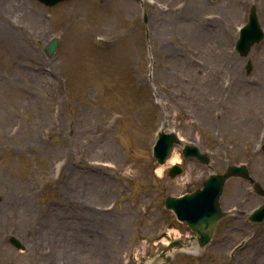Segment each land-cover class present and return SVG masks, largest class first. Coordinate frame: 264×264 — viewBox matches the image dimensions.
Returning <instances> with one entry per match:
<instances>
[{
  "label": "rangeland",
  "instance_id": "obj_1",
  "mask_svg": "<svg viewBox=\"0 0 264 264\" xmlns=\"http://www.w3.org/2000/svg\"><path fill=\"white\" fill-rule=\"evenodd\" d=\"M251 6L264 32V0H0L18 24L7 55L0 33V264H264V220H248L263 196L244 179L225 181L204 247L164 207L231 165L264 191V38L235 50ZM160 130L177 163L152 157Z\"/></svg>",
  "mask_w": 264,
  "mask_h": 264
},
{
  "label": "water",
  "instance_id": "obj_2",
  "mask_svg": "<svg viewBox=\"0 0 264 264\" xmlns=\"http://www.w3.org/2000/svg\"><path fill=\"white\" fill-rule=\"evenodd\" d=\"M38 1L46 6H51L64 0ZM143 20L145 21L146 18L144 17ZM263 36L264 33L258 23L255 7L251 6L247 23L239 31V36L235 45L236 51L240 55L245 56L250 50V47L254 43L260 42ZM56 46L57 39L52 38L44 48L45 53L48 56L52 55ZM180 144L181 141L174 132L160 130L157 133V138L152 148V156L157 164L162 165L168 158L173 146ZM261 149L264 151V144H262ZM182 154L186 158H194L205 165H208L210 162V158L194 145H184ZM168 172L172 177L178 176L182 173V168L179 165H172ZM231 177H239L248 181L252 185L254 191L263 195L262 204L254 209L248 216L251 222H262L264 220V191L261 186L251 178L245 164L228 166L226 171L222 174H210L202 182L201 188L191 193L184 194L180 197L168 196L164 199V207L171 210L177 220L184 222L191 231L196 233V240L200 247H203L209 242L217 222L223 216V212L219 205V198L225 181ZM9 242L14 247L23 249V245L15 237L10 236ZM181 247V242L172 241L169 243L166 250L171 251L172 248L179 249ZM169 260L170 258L167 257L166 261Z\"/></svg>",
  "mask_w": 264,
  "mask_h": 264
},
{
  "label": "bare ground",
  "instance_id": "obj_3",
  "mask_svg": "<svg viewBox=\"0 0 264 264\" xmlns=\"http://www.w3.org/2000/svg\"><path fill=\"white\" fill-rule=\"evenodd\" d=\"M101 5H98L97 6V9L98 11L101 9ZM74 23L77 25V28H78V32L79 34H82L83 36H88L89 35V31H88V28H85L84 24H85V21L81 18V20H77V21H74ZM18 24H16V21L12 20L9 16L7 15H1L0 14V33L2 32V37H3V40H4V47L2 48L4 50V54H9L12 50H13V43L9 40L12 32L14 30H16V26ZM207 26H210V24H205L204 25V28L207 29ZM205 32V30H204ZM264 85V83H263ZM258 96L260 97L259 99L261 100H264V88H262L261 90H259V92L257 93ZM257 107H260V102H256L255 104ZM253 110L254 107H253ZM251 110V111H253ZM254 112V111H253ZM254 117H256V114L254 112ZM257 118V117H256ZM169 162L171 163H177L179 161V155L177 153H172L168 159ZM156 173H160L162 172V167L159 166L155 169Z\"/></svg>",
  "mask_w": 264,
  "mask_h": 264
}]
</instances>
